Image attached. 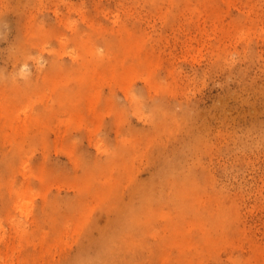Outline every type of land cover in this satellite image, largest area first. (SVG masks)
<instances>
[{
  "label": "rangeland",
  "instance_id": "374dc122",
  "mask_svg": "<svg viewBox=\"0 0 264 264\" xmlns=\"http://www.w3.org/2000/svg\"><path fill=\"white\" fill-rule=\"evenodd\" d=\"M226 1L215 10L199 0H0V98L21 118L47 113L40 132L12 145L0 129V264H71L115 231L114 264L264 262V0ZM219 12L231 34L207 39L189 23ZM126 29L144 37L148 65L128 57L126 75L81 85L73 57L116 58ZM82 90L100 91L99 122L82 103L66 104ZM161 171L169 184L144 208L149 221L124 230L134 191ZM40 172L44 182L32 176ZM103 182L112 191L97 204ZM179 183L210 184L190 204L175 195ZM209 198L233 210L225 231L223 220L197 226Z\"/></svg>",
  "mask_w": 264,
  "mask_h": 264
},
{
  "label": "bare ground",
  "instance_id": "6f19581e",
  "mask_svg": "<svg viewBox=\"0 0 264 264\" xmlns=\"http://www.w3.org/2000/svg\"><path fill=\"white\" fill-rule=\"evenodd\" d=\"M199 1H200L201 4H203V7L205 9H211L213 7V8H216L215 10H217V9H222L223 10L224 8H226L224 6L229 5V3L226 0H199ZM158 3H159V0H153V6H156ZM72 5H75V4H72ZM68 8H69V6H68ZM74 8H75V10L77 12L80 11V13H83V10L80 9V8H83V7H79L78 9H76V6L75 7L74 6L73 7L70 6V10H72ZM68 11H69V9H68ZM83 14L85 15V13H83ZM58 15L59 14H57V17L60 16V15L59 16ZM5 17H7V16H5ZM115 17L116 18L114 20H112L113 25L119 24L118 23L119 21L117 19L118 15L116 14ZM6 19H5V21H6ZM61 19H62V17H61ZM63 19H64V17H63ZM84 19H88L87 16L83 17V20ZM9 21L10 20H8L6 22H9ZM84 22H85V20H84ZM87 22H88V20H87ZM69 23H68L69 27H72L73 26V25H71L72 22H69ZM90 23H91L90 26H92V24H94L93 20ZM189 23L191 25L197 26L198 27V31H200L202 36H204V38H207V39H209L211 37V32L213 30H219L222 34L230 33L229 30H226L224 28L225 25H224V22H222V20H221L220 12L217 15H215V14L206 15L205 21H203V22H201L200 20L192 19L191 21L189 20ZM7 24L8 25H6V23H4L5 26L10 27L11 22H10V24L9 23H7ZM63 24H65V23L63 22ZM2 27H3V24H2ZM136 34L132 33L128 29H126V30H124L122 32L118 31L116 33L117 36L122 35L123 42H122L120 48L117 49L116 52L118 53V55L114 59H112L110 56H107L106 59H103V60H100V61H97V62H91V61L89 62V61H86L84 58L79 59V58L73 57V58H75L74 59L75 62L73 61L75 63V66H76V64L79 66L78 68H76L77 71L75 70V68L73 69L74 71H76V75L77 76L75 78H77L78 82L81 85L89 84L92 87L96 88L97 86H100V85L104 84V82H106L110 78H113V77L119 76V75H123L124 73L126 75V67H127L126 61L129 59L128 57H133L137 62H141L142 61L143 63L147 64L148 63L147 59L150 57V55L144 49V37L139 35V34L138 35H136ZM240 34H242V36H243L242 32ZM234 35L239 40V30ZM21 45H19V46H21ZM27 52L31 53L30 51H27ZM13 53H15V52H13ZM24 53H25V51H24ZM91 53H92L93 56H98V55L101 56V55H103L102 53H98L96 51L95 52L92 51ZM26 55H28V54H25V56ZM16 56H15V58H16ZM23 56H24V54H23ZM24 58H26V57H24ZM28 58L32 59L36 64H38L37 67L43 69V67L40 66V57L33 56V57H28ZM27 60L28 59H26V61ZM17 61H20V60L17 59ZM53 62L54 61H52V63ZM56 62L57 61H55V63ZM57 65H58V63H57ZM53 66H55V65H52L51 69L53 68ZM27 67H28L27 65H23L22 66V70L24 71V69H28ZM59 67H62V65L60 64ZM56 68H57V66H56ZM127 68H129V67H127ZM41 69H40V71L39 70L38 71L41 72L42 71ZM61 69L63 70L64 68H61ZM36 70H37V68H36ZM49 71H50V67H49ZM46 72L48 73V70ZM52 73H51V75H52ZM54 73L56 74L57 72H54ZM44 75H46V73ZM46 78L47 77H45V79ZM27 79H28V77H27ZM33 79H35V78H33ZM41 79H42V77H41ZM45 79H44V81L46 82ZM50 79H49V81H51V80L53 81V79H51V80ZM46 84H47V82H46ZM99 93H100V91H93V92L90 91L89 92V91L82 90V91H80L79 93H77L75 95L69 96L71 98L67 99L66 104L74 106L75 104H71L72 102L82 103V104H80V106H85L88 109V111L90 113H92L94 115V117L99 122L100 116L96 112V105L100 102V97H101V95ZM54 97H55V95H54ZM57 97H55V98H57ZM65 97H67V94L65 95ZM9 100L10 99H5L4 100L2 97L0 98V118L3 119V121L0 123V129H1V135L3 137H5V139L7 141H9V142L11 141L13 144L16 143V142H20L30 133V129L31 128H33L34 130L40 132L42 130L41 127H45L44 123L46 122V114L47 113L45 114V116L43 118H42V114H31V115L26 116L24 118H21V115H16V116L12 115L11 111L9 110L12 105L10 106L7 103ZM63 103H65V101ZM48 110L49 109L47 108L46 111L48 112ZM155 125L156 124L154 123V126ZM59 126H61V125H59ZM98 126H96L94 128H91L89 130L90 134H93L96 131ZM159 126H161V125H158V127ZM154 130H159V129H155V127H154ZM36 131H35V134H36ZM158 133H159V131H158ZM7 138H9V139L12 138V139L9 140ZM4 142H5V140H4ZM12 143L10 145H12ZM7 145H9V144H7ZM45 152H43V155H44ZM45 156L46 155L43 156L44 160H45ZM45 161H42V162L44 163ZM8 165L10 166V164H8ZM101 165H103V164H101ZM45 166H46V164H45ZM75 166L77 167V165H75ZM8 168H10V167H8ZM100 168L102 169V166ZM97 169H98V166H97ZM44 170H46V168H43V166H42L41 171H43V173L45 172ZM95 170H96V168H95ZM104 170H106V169H104ZM96 171L94 173V170H92V172L94 174V175H92L93 178H96V175H97ZM98 171L100 173L104 172L103 170H101V171L98 170ZM159 173H160V175H159ZM159 173H158V176H156V178L154 177L155 180L152 183H149L150 181L148 183H144L143 185H145V187L143 186L144 187L143 189H138L140 191H137V192L134 191L136 193L135 197L136 196L139 197L138 201L140 203L139 202L137 203L136 201H131L130 202L129 210L127 211L126 217H125L123 223L120 226V227H123L124 230H131L130 228L135 226L136 223L139 222V221H140V223L142 222L143 224H146L147 221H149L148 217L141 221L143 212L145 211V209L147 208L148 205H150L154 201L159 200V198H161L163 196L162 194L165 192V189H166L167 185L169 184V183H159V182L163 181L164 178H166L167 175H168L164 171H161ZM26 174H28V171L25 168V171H23V175H26ZM39 174H37L39 176H37L35 174H33L32 176L38 177L40 180H42L44 182L45 178L41 179V177H40V176L43 175L42 172H40ZM26 176H28V175H26ZM43 177H45V173H44ZM28 181H29V179H28ZM103 183H107V184L103 185L102 191L100 192V194L97 197V204L99 202L103 201L111 193V191H112L111 190V184H109V183H114V182H103ZM115 183H117V182H115ZM175 184H177V183H175ZM179 184L180 185L178 187L175 186L176 187L175 195L179 196L180 198L185 197V198L188 199V202L190 204H194V203H202L203 202L201 200V198H202L201 197V193H202V191L207 190L206 186H208L210 183H179ZM10 191H11V193L15 194L16 189L14 187H11ZM16 193H18V192H16ZM213 200H215V199L209 198L206 201L207 205L203 206L204 210L203 211H196V214L198 216V221L200 223V225H197V226H198V228H203V224H204L205 221H213V220L222 221L223 220V222L219 223L216 226V229L217 230L221 229L222 231H225L226 228L228 227V224H226V219L231 216L230 214H232L233 210L232 209H226V208L214 210L213 209L214 206L211 203V201H213ZM159 212H161V211H159ZM159 212L156 213L154 217H156L158 215L159 216L163 215V213H159ZM118 228H119V226H118ZM116 229H117V227H116ZM107 230L108 229H106V231ZM119 230H120V228H119ZM106 231H104V232H106ZM117 232L118 231L113 232L111 234L112 236L106 239V241L103 243L104 248L100 249L98 251L97 255H93V257H90V258L87 257V259H85V257H77L75 260H73L71 262V264H95V263H98V264H114V259L115 258L117 259V257L114 258V256H115L114 254L116 253V250H117V247H116V241L118 240V233ZM103 236H104V233H103ZM102 238H104V237H102ZM209 242L210 241H208L207 243H209ZM98 259H100V260H98ZM260 262H261V264H264L262 259L260 260Z\"/></svg>",
  "mask_w": 264,
  "mask_h": 264
}]
</instances>
